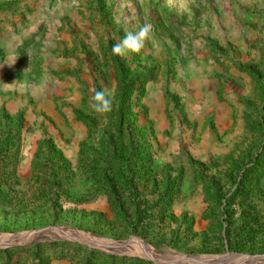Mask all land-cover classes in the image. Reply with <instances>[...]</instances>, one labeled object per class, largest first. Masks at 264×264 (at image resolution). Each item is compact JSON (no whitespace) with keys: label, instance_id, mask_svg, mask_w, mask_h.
<instances>
[{"label":"rangeland","instance_id":"obj_1","mask_svg":"<svg viewBox=\"0 0 264 264\" xmlns=\"http://www.w3.org/2000/svg\"><path fill=\"white\" fill-rule=\"evenodd\" d=\"M0 241V264H264V0H0Z\"/></svg>","mask_w":264,"mask_h":264},{"label":"clouds","instance_id":"obj_2","mask_svg":"<svg viewBox=\"0 0 264 264\" xmlns=\"http://www.w3.org/2000/svg\"><path fill=\"white\" fill-rule=\"evenodd\" d=\"M153 25L144 23L138 30H128L120 42L112 46V54L125 57L129 53H139L151 38ZM114 94L106 90H97L92 97V108L95 112L108 114L114 110Z\"/></svg>","mask_w":264,"mask_h":264},{"label":"water","instance_id":"obj_3","mask_svg":"<svg viewBox=\"0 0 264 264\" xmlns=\"http://www.w3.org/2000/svg\"><path fill=\"white\" fill-rule=\"evenodd\" d=\"M56 230H59V229H43V230L34 231V233L40 234L43 237L45 235L50 234L51 231H56ZM7 236H11V235H7ZM30 242H32V241H30ZM30 242H28V243H30ZM112 244H113V246H116L117 248L121 249L127 243L126 242H114V241H112ZM6 245L17 246V245H9V244H6ZM21 245H23V244H21ZM225 257L226 256H200V257H196L194 259L202 261L203 263H206V264H221V262L224 260ZM204 258L211 260L210 262H212V263H207V261L203 260Z\"/></svg>","mask_w":264,"mask_h":264},{"label":"bare ground","instance_id":"obj_4","mask_svg":"<svg viewBox=\"0 0 264 264\" xmlns=\"http://www.w3.org/2000/svg\"><path fill=\"white\" fill-rule=\"evenodd\" d=\"M50 234L52 235L53 238H59L58 235H55V234H58V233H51L50 232ZM59 235H61L62 237L64 236V234H59ZM30 237L31 236H28V237L27 236H23V238L17 240V239H15V236H13L11 239L6 238L2 242L1 241L0 242L1 243H8L9 242V243H14V244L22 243L23 242L22 244H27L29 241H33L34 238H38V237L42 238V236L40 234H36V236H34L33 238H30ZM1 245H4V244H1ZM9 245H13V244H9ZM203 260H207L209 262L211 261V260L206 259V258H204Z\"/></svg>","mask_w":264,"mask_h":264},{"label":"crops","instance_id":"obj_5","mask_svg":"<svg viewBox=\"0 0 264 264\" xmlns=\"http://www.w3.org/2000/svg\"><path fill=\"white\" fill-rule=\"evenodd\" d=\"M12 35V34H11ZM11 35H7L8 37H10ZM14 35V34H13Z\"/></svg>","mask_w":264,"mask_h":264}]
</instances>
